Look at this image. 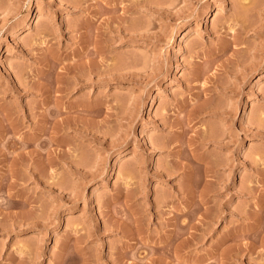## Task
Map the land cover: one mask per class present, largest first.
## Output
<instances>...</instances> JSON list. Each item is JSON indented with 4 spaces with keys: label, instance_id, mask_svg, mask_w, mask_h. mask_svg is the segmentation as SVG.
Here are the masks:
<instances>
[{
    "label": "rangeland",
    "instance_id": "obj_1",
    "mask_svg": "<svg viewBox=\"0 0 264 264\" xmlns=\"http://www.w3.org/2000/svg\"><path fill=\"white\" fill-rule=\"evenodd\" d=\"M0 264H264V0H0Z\"/></svg>",
    "mask_w": 264,
    "mask_h": 264
}]
</instances>
